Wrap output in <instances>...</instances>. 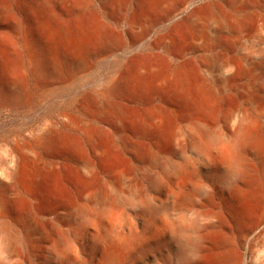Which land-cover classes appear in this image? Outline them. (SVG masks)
<instances>
[{"label": "rangeland", "instance_id": "rangeland-1", "mask_svg": "<svg viewBox=\"0 0 264 264\" xmlns=\"http://www.w3.org/2000/svg\"><path fill=\"white\" fill-rule=\"evenodd\" d=\"M187 2L0 0L11 11L10 20L0 24V169L10 165L15 147L30 142L31 135L44 124L63 125L67 117L80 123L84 116L77 106H87L86 97L110 90L111 101L125 113L121 128L108 117L100 120L104 129L98 144L107 154L105 157H95L76 130L63 129V144L54 148L50 156L53 165L40 179L33 184L18 180L16 192L3 199L0 192L2 220L19 243L11 258L2 252L0 244V264L40 261L46 251L52 264H101L109 250L121 254L122 264H171L172 219L183 214L186 224H191L200 219V214L218 206L217 199L207 203L206 196L226 187L235 174L213 169L212 161L187 147L188 140L195 136L178 95L171 89V69L178 81L190 83L206 79L207 70L220 74L227 59L244 62L257 56L264 49V0H254L258 6L234 13L238 16L235 32L230 36L224 30L219 32L217 47L205 49L191 48L192 31L183 18L188 10L202 13L207 3L214 4L217 13L224 15L226 5L218 0ZM160 3L164 4L162 8H158ZM39 53L45 70L40 78L34 74ZM211 56H216L215 64H211ZM138 69L142 74H135ZM164 74H168V81L160 88L156 83ZM246 76L239 77L216 106V118L209 125L218 135L225 134V118L231 111L252 110L234 90L248 83ZM145 80L155 86L141 88L139 84ZM9 83L19 86L25 99H17ZM150 112H158L166 119V134L155 146L159 164L147 159V148L155 144L154 140L141 135L142 119ZM195 138L201 143L207 141L200 136ZM121 139L137 145L138 152L131 156L116 147ZM225 145L216 142L211 147L215 160L220 151L227 149ZM249 155L242 156L241 161H250ZM85 159H92L95 165L96 176L91 185H86L78 166ZM112 173L124 174L126 184L114 188ZM131 183L139 184L137 192L129 189ZM98 186L114 200L108 214L97 203L85 199L94 195ZM178 188L184 191L185 201H171V194ZM146 201H151L152 208L158 211L141 210ZM66 204L82 210L84 219L72 216L68 221H55L61 212L67 213ZM27 216L43 226L45 231L40 237L35 239L30 232H21ZM252 225L240 250L243 264H259L264 259L262 206L257 207ZM56 236L65 245L59 244ZM130 236L135 241L130 246L122 244Z\"/></svg>", "mask_w": 264, "mask_h": 264}, {"label": "bare ground", "instance_id": "bare-ground-1", "mask_svg": "<svg viewBox=\"0 0 264 264\" xmlns=\"http://www.w3.org/2000/svg\"><path fill=\"white\" fill-rule=\"evenodd\" d=\"M107 1L115 2L116 0ZM218 2L225 3L226 5V13L224 15L220 14L221 12L217 13L213 7L214 4L211 3L204 5L202 13H198L194 9L187 11L183 22L192 31L190 32L191 48L205 49L217 47L218 39L216 35L219 32L224 30L228 36L235 32L233 27L238 23L236 19L238 16L234 13L258 6L255 5L254 0H218ZM185 4H188L187 0H185ZM163 5V3H160L158 8H162ZM225 9L222 11L224 12ZM10 14V8L5 4H0V24L7 23L10 20ZM11 24L16 29L14 24ZM28 46L27 40L25 42L26 49H28ZM41 58L42 53H39L36 56L37 62H35L36 69L34 72L38 78L45 75ZM215 59L216 56L210 57L211 64H215ZM141 71V69H138L135 74L140 75L142 74ZM243 75H248V79L250 80H248L246 85L236 87L234 90L238 92V95L243 98V102L251 107L252 110L243 111L239 109L231 111L225 118V125L226 127L228 126L225 134L223 136L218 135L217 131H213L209 125V121L216 118V106L220 102L223 93L225 95V93H228V90L230 92V89L233 88V83ZM145 81L143 83H140L142 81H138L141 88L152 89L154 85L153 79H151L153 82L146 81L145 83ZM167 81L168 74H164L156 83V86L163 88ZM8 86L17 99H25V93L19 86L13 83H9ZM171 89L178 95L176 97L178 100L180 99L182 109L189 117V126L193 135L207 139L205 143H201L195 137L190 138L187 142V147L196 150L205 156V158H208L209 161H212L213 169H224L235 174L233 181L227 184L226 187H221L213 193H208L205 198L207 203H213L214 198L219 203L217 207L200 214V219L198 217L200 221L186 224L188 221L184 219L183 214H180L181 216H178L175 220L172 219L171 264H243L240 250L244 243L245 234L253 226L257 207L260 208L262 206L264 208V49L254 58H247L244 62L227 59L220 74L214 75L210 70H207L206 79L200 81L196 80L190 83L180 82L175 77L174 70L171 69ZM108 95H110V90L105 91V94L98 93L95 96H90V98L86 97L89 104L82 107L77 106L80 114L84 116V119L80 123H75L73 119L67 117L63 125L57 123L44 124L37 133L31 135L30 142L22 146L17 145L15 147L16 153L10 156V165H6L3 169H0L1 198L3 199L16 192L18 180L25 179L33 184L53 165L50 156L57 145L63 144L62 138L65 134L63 129L73 128L76 130L85 145L90 147L92 154L101 159L105 155V152L98 144L104 129L103 126H100V120L108 117L115 123L116 127L121 128L125 117L122 107L112 102L113 100L111 101ZM165 122V117L158 112H150L141 122L142 137L154 140L155 144L147 148V159L155 164L160 163L155 146L159 141L158 139L163 138L166 134L164 131ZM216 142H225L227 145H225L227 149L220 151L216 155L218 160H215L214 154L211 153V147H215ZM118 143L116 147H121L128 155L132 156L139 150L138 146L131 142L127 143L122 140ZM248 154H250L249 157L251 156L252 159L247 162L241 161L242 156ZM90 160L92 161V159ZM80 161L78 163L79 170L85 178L86 185H91L96 176L95 165L89 159ZM124 176V174L123 176L120 174L115 176L114 173L110 174L112 186L116 189L119 188L124 182ZM124 183L126 184V182ZM138 185V183H131L129 189L137 192ZM102 186H98L94 195L86 196L85 199L97 203L104 210L103 213L108 214L107 210L109 206L113 205L114 200L110 197L112 195L106 193ZM181 187L183 188V186ZM183 192L181 188H178L176 192L171 194V201L180 202L184 200L186 196L183 198ZM1 201L4 202V200ZM148 201L142 203L141 210L151 213L158 211L153 209L155 207L152 208L151 201ZM0 208L3 209L2 207ZM65 211L67 213L61 212L55 221H68L73 218L72 216L84 219V212L75 208V206L72 207L66 204ZM1 214L2 212L0 211V244L2 245V252L11 258L16 255L19 243H17V236L10 230L9 225L2 220ZM23 221L21 232H30L35 235L34 238L36 236L40 237L44 233L43 226H40L36 218L27 216ZM103 237L100 236V239H103ZM118 237L116 238L119 239ZM124 240L122 244L129 246L135 241L131 239V236L128 240ZM56 241L59 244L65 245L58 236H56ZM94 244L97 246L98 237L94 239ZM67 245H70V243ZM68 252L70 253V250ZM119 255L121 256L119 252L109 250L104 254L101 264H122ZM28 263L52 264L51 257L47 251L44 252L43 258L40 261L31 260ZM259 264H264V259Z\"/></svg>", "mask_w": 264, "mask_h": 264}]
</instances>
